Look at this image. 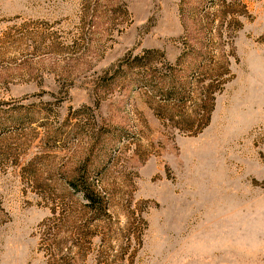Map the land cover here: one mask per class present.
<instances>
[{"label":"rangeland","instance_id":"1","mask_svg":"<svg viewBox=\"0 0 264 264\" xmlns=\"http://www.w3.org/2000/svg\"><path fill=\"white\" fill-rule=\"evenodd\" d=\"M192 49L196 134L193 99L111 77ZM0 264H264V0H0Z\"/></svg>","mask_w":264,"mask_h":264},{"label":"trees","instance_id":"2","mask_svg":"<svg viewBox=\"0 0 264 264\" xmlns=\"http://www.w3.org/2000/svg\"><path fill=\"white\" fill-rule=\"evenodd\" d=\"M158 53L156 50H145L139 55H128L118 62L111 77L116 78L120 73L130 74L135 77L137 84L142 88L161 97L163 108L178 110L179 115L189 114V110L185 106L190 99H193V109L190 110L189 117H192L196 122V127L192 130V133L196 134L209 123L214 108V96L211 90L204 84L201 87L197 85L198 89H196L194 80L195 76L200 79L207 77L209 72L206 71L210 65L207 63L208 58L205 53L203 55L200 52V49L199 51L193 49L189 52L183 51L174 64L166 62L165 70L159 71L153 64V61H156L155 55ZM201 56L205 58L203 63L198 61ZM180 65H182V71L178 76L175 69ZM209 86L212 84H208ZM70 186L75 191L82 193L86 206L92 212L101 211L104 198L92 181L88 178L74 177L70 181Z\"/></svg>","mask_w":264,"mask_h":264}]
</instances>
